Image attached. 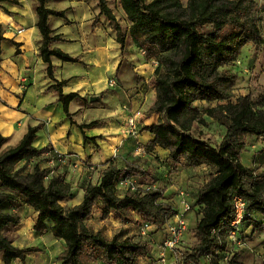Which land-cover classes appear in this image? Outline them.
<instances>
[{"label": "trees", "instance_id": "16d2710c", "mask_svg": "<svg viewBox=\"0 0 264 264\" xmlns=\"http://www.w3.org/2000/svg\"><path fill=\"white\" fill-rule=\"evenodd\" d=\"M35 1V25L40 34L38 52L46 63V74L51 76L54 69L51 59L79 60L51 46L60 37L53 35L48 17H63L64 11L46 7L48 0ZM96 1L99 15L114 24L120 51L129 41L146 62L156 63L155 99L149 112L158 113L159 118L151 125L139 127V134L144 130L152 136L147 143L139 144L146 154L156 149L166 152L168 173H173L177 165L206 166L210 176L197 189L192 203L183 196L189 205L186 211L166 200L160 187L148 186L118 195V183L123 179L149 175L156 178L133 157L121 166L108 164L96 183L83 188L82 200L68 207L62 202L73 196L69 182L62 175H50L52 170L41 165L42 160H51L46 155L56 152L34 146L39 127H28L19 142L9 148H3L6 139L0 135L3 263L23 261L32 251L31 247L14 245L8 234L11 227L19 224V210L25 207L36 213L32 227L35 233L48 232L63 242L64 249L57 255L58 264H136L139 258L149 256L151 249L145 239L121 235L108 239L88 226L85 219L99 206L102 218L112 213L128 222L132 211L148 225L161 229L163 237L158 249L167 238L166 224L176 214L185 215L195 208L198 216L193 229L195 243L175 256L176 264H244L240 249L246 238L254 231L264 232V94L241 95L231 102L237 73L227 66L237 60L247 43L264 49V1L257 6L255 0H187L185 5L180 0H118L129 22L127 30L116 21L107 0ZM2 31L0 23V41ZM62 83L54 86L57 101L73 123L68 105L78 94L63 93ZM197 102L214 105L199 108ZM206 117L224 128L217 145L196 132L198 127L207 125ZM249 137L259 139L261 145L252 155L251 166H246L240 155ZM234 196L245 201L243 218L236 228L231 226ZM232 231L235 241L230 239Z\"/></svg>", "mask_w": 264, "mask_h": 264}, {"label": "crops", "instance_id": "0c3cea01", "mask_svg": "<svg viewBox=\"0 0 264 264\" xmlns=\"http://www.w3.org/2000/svg\"><path fill=\"white\" fill-rule=\"evenodd\" d=\"M94 4V0L47 1L46 7L64 11L63 17H48L53 35L60 37L51 46L79 60L51 59L54 69L48 76L46 63L38 52L40 34L35 25L36 1L0 0L3 27L0 41V135L6 139L3 148L17 144L28 127L38 126L34 146L52 149L61 155L62 163L88 158L105 166L113 160V164L121 166L133 158L130 154L135 147L133 138L124 134L125 117L129 112L121 109V105L129 102L132 110L140 113V126L157 122L159 114L149 112L155 99L154 80L152 86H148V80L154 76V67L148 69L143 56H135L133 49L136 47L129 41L121 55L115 31L102 15H98L99 10ZM20 28L22 31L18 32ZM71 63L81 68L73 73L68 71ZM110 78L116 82L113 87L107 84ZM60 82H63L60 86L63 93L78 94L68 105L73 123L66 118L61 103L57 101L54 86ZM92 95L100 98V108H92ZM144 108L146 114H141ZM93 120L98 121L93 124ZM81 125L84 126L80 128ZM101 134H105L102 139L99 138ZM151 137L143 130L138 139L145 144ZM197 168L208 170L206 166ZM80 191L82 200L83 189ZM172 194V188L164 190L167 198ZM19 216L14 237H26L33 232L36 213L25 207ZM12 240L20 248L30 247L15 238ZM32 254L30 251L23 261L15 259L11 264H57L48 260L46 255L37 262ZM0 264H4L1 252Z\"/></svg>", "mask_w": 264, "mask_h": 264}, {"label": "rangeland", "instance_id": "374dc122", "mask_svg": "<svg viewBox=\"0 0 264 264\" xmlns=\"http://www.w3.org/2000/svg\"><path fill=\"white\" fill-rule=\"evenodd\" d=\"M94 1L96 2V5L94 4L96 10H99L97 1ZM186 1L187 0H180L182 5H185ZM255 1L257 3V6H259L264 0ZM107 2L113 15L115 16L116 21L120 24L123 30H127V28L129 27V22L126 19L118 0H107ZM257 16H260L259 12H257ZM104 19L106 20V22H108L111 29L115 31L113 27L114 24L110 22L106 17H104ZM133 50L136 54L135 56L137 58H140L141 53H138L136 48ZM122 53L123 50L121 51V55ZM147 64L148 69L153 67L151 63L147 62ZM69 68L70 69H68V71H72L73 73L81 67L75 63H71L69 65ZM227 69L231 72L237 73V78L231 90V102H235L236 98L241 95L256 97L257 95L264 94V49L261 46H254L251 43L245 44L242 47L237 60L227 66ZM154 77L155 75L148 80L149 87L152 86ZM99 99L100 98L94 96L92 97V108L101 107V102L99 101ZM123 104H127L128 106H130L129 102ZM196 105L199 108H202L206 105L212 106L214 105V103L207 104L206 102H197ZM146 111L147 109L145 110L144 108V112H140L141 114H146ZM129 112H133L132 108L131 110H129ZM206 120L207 125L198 127L196 129V132L200 133L205 140H208L213 145H217L220 142L222 135L224 134V128L210 118L206 117ZM97 121L98 120H93L92 123L94 124ZM124 134L126 137H129L125 131ZM103 137H105V134L99 135L100 139H102ZM133 140L135 141V147L130 156L136 158L137 163L143 166L156 178L154 179L151 175L129 177L128 179L132 182V188L121 185L119 181L118 195H122L127 191H135L136 189L142 190L144 188H147L148 186L160 187L163 188V191L170 187L173 190V194L166 198V200H170V202H172L176 208H182L181 200L184 199L189 203H192L197 189L202 186L209 178V171L204 168L195 169L187 168L183 165H177L173 169L175 170L173 173H168L169 167L164 162L166 152L156 149V151L151 154L139 153V151L136 150V146L140 145L139 139L136 137L133 138ZM245 144V150H243V152L241 153L240 160L246 166H251L252 155L261 145V141L255 137H249L246 138ZM59 156L61 155L58 153H56V155H46V157L51 158V160H42L41 165L52 170L50 175L59 174L64 176L65 180L67 179L73 192V196L69 199L64 200L62 202V205L71 207L76 205V203L81 199L82 191H80V189H83L89 183H96L100 177L101 171L106 166L103 164L94 163L88 158H76L74 163H71L70 161H65V163H62V158ZM112 161L109 164H113ZM115 165L119 166L118 164ZM181 166H183L184 168H182ZM20 167L23 168V164H21ZM26 169H28V167H26ZM180 192H183L182 196L180 195ZM183 196L184 199H182ZM20 211L21 209L19 210V212ZM101 211L102 210L99 206H95L93 213L87 219H85V223L94 231L101 232L108 239H111L115 235H121L122 238L127 237L135 240H147L151 249L150 254L149 256L139 258L136 264H162L159 255L162 251V247H159L158 249V245L160 244V241L163 237L161 229L157 230L152 225H148L147 222L139 214L132 211L129 213V217L131 218V220L128 222H124L121 218L112 213L107 217L102 218ZM184 218L187 222V229L183 234L182 239L179 241L176 247L171 249V251L164 250L166 260L172 264L175 262V256L177 254L185 251L186 249H189L195 243L193 229L198 219L195 208L192 211L187 212L184 215ZM171 222L172 220L170 221V223ZM13 231L14 227H11L8 230V234L10 235V237L13 239L15 238L16 240L23 242V244L30 246L34 250L31 251L33 253L32 256L34 260L36 259L37 261L38 259L39 261L40 258L46 255L48 260H51L53 262L56 261L58 264L57 255L64 249V244L62 241H59L56 238L53 239L48 232L37 234L33 231L32 233L27 234L26 237H19L18 235L14 237ZM250 235V237L246 238L245 245H243L242 249H240V260L244 264H264V232L254 231V233ZM45 251L47 252V254L45 253Z\"/></svg>", "mask_w": 264, "mask_h": 264}, {"label": "built area", "instance_id": "2783aa9c", "mask_svg": "<svg viewBox=\"0 0 264 264\" xmlns=\"http://www.w3.org/2000/svg\"><path fill=\"white\" fill-rule=\"evenodd\" d=\"M22 29L20 28L18 32H21ZM156 63H152L153 66H155ZM108 85L110 87H113L116 85V82L114 78H110L108 80ZM122 109L125 112H129L131 110L130 106L127 104H122ZM139 127H140V113L138 111H133L132 113L129 112L127 116L125 117V132L129 137L136 138L139 134ZM136 150L139 151V153H145L143 146H136ZM121 185L128 186V188H132V182L126 178L120 181ZM180 195H183V192H180ZM183 199V197H182ZM181 205L183 206V209L186 211L189 209V205L185 200H181ZM233 210H234V218L231 221V226L236 228V226L239 225L243 218L244 214V207H245V201L240 196H234L232 200ZM187 229V222L184 218L183 214H176L173 217L172 222L166 224V231H167V238L164 239L163 245H162V251L160 252V260L162 261V264H172L169 263L166 260L165 252L164 250H170L177 246L179 241L182 239L183 234L185 233ZM230 239L235 241L234 237V231L230 234ZM173 264H176L174 262Z\"/></svg>", "mask_w": 264, "mask_h": 264}]
</instances>
